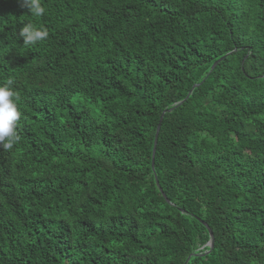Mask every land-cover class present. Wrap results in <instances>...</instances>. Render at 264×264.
Listing matches in <instances>:
<instances>
[{"label":"trees","instance_id":"trees-1","mask_svg":"<svg viewBox=\"0 0 264 264\" xmlns=\"http://www.w3.org/2000/svg\"><path fill=\"white\" fill-rule=\"evenodd\" d=\"M40 2L0 0V264H264V0Z\"/></svg>","mask_w":264,"mask_h":264},{"label":"clouds","instance_id":"clouds-1","mask_svg":"<svg viewBox=\"0 0 264 264\" xmlns=\"http://www.w3.org/2000/svg\"><path fill=\"white\" fill-rule=\"evenodd\" d=\"M21 7L26 8L33 17H40L45 14V8L40 0H20ZM19 38L25 44H35L47 38L48 32L43 28H37L33 24H26L19 33ZM12 81L0 86V146L4 149H11L18 142L16 132L17 121L21 117L17 105L14 102L15 93L11 89Z\"/></svg>","mask_w":264,"mask_h":264},{"label":"water","instance_id":"water-1","mask_svg":"<svg viewBox=\"0 0 264 264\" xmlns=\"http://www.w3.org/2000/svg\"><path fill=\"white\" fill-rule=\"evenodd\" d=\"M223 58H225V57H222L221 59H219L218 61H216L213 65H212V68H211V70H213L215 67H216V65L221 61V60H223ZM197 86H199V84H195L194 86H193V88L190 90V92H189V94H188V96L186 97V99H188V97L191 95V93L193 92V90H194V88H196ZM186 99H184V100H182V101H180L179 103H177L175 106H173L172 108H170V109H166L165 111H164V114L167 112V111H172L176 106H179L180 104H182ZM164 114L162 115V117H161V120H160V122H159V125H158V127H157V131H156V136H155V145H154V150H153V168L155 167V153H156V149H157V143H158V137H159V133H160V130H161V125H162V121H163V117H164ZM158 184H159V182H158ZM160 189L162 190V188L160 187ZM165 195V194H164ZM165 197H166V195H165ZM167 198V197H166ZM167 200H168V198H167ZM169 201V200H168ZM203 222V224H205V225H207L206 224V222L205 221H202ZM209 230H210V232H211V236H212V238H213V232H212V230L209 228ZM209 244L211 245V247H213V245H214V242H213V240H211L210 242H209Z\"/></svg>","mask_w":264,"mask_h":264}]
</instances>
